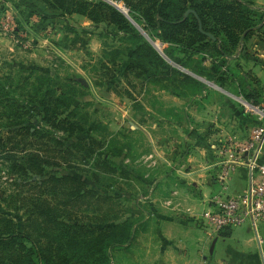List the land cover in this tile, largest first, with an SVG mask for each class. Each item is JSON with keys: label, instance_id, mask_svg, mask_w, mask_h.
Segmentation results:
<instances>
[{"label": "rangeland", "instance_id": "obj_1", "mask_svg": "<svg viewBox=\"0 0 264 264\" xmlns=\"http://www.w3.org/2000/svg\"><path fill=\"white\" fill-rule=\"evenodd\" d=\"M94 1L112 5L107 0ZM120 1L123 2L119 3L121 7L112 6L128 18L178 73L165 74L166 68L157 70L151 65H147L149 72L141 67L130 68L132 40L122 33L111 35L113 28L107 29L105 24L96 25L75 13L68 14L52 7L43 0H0V82L9 91V94L4 93L0 97V123L8 122L9 116L14 118L20 114L23 109L14 104L24 105L21 97L42 82H48L52 89L63 93L69 101L75 99L73 105H79V109L74 119L83 123V128L70 134L60 126L45 123L41 114L32 111L23 114L25 124L41 131L25 137L32 142L29 150L52 163H58L65 156L74 166L55 164L45 166L43 174L32 172L21 176L1 153L0 210L7 211L21 230L28 225L35 235L41 219H37L35 214L30 216L26 206L32 207L35 213L48 202L55 204L67 198L72 184L61 182L58 195H54L50 181L45 183L47 178L77 177L85 181V195L78 200L74 198L77 201L68 208L72 214L70 218L66 216L68 220L64 217L59 219L69 223L79 221L92 227L113 225L118 220L130 218L145 221L146 231H141L127 249L115 250L112 258L115 264H140L149 247L148 240L156 238V230H153L156 221L168 220L158 217L160 220L154 221L150 216L146 217L141 212V206L146 205L148 211L160 215L166 212L165 215L171 216L167 211L186 215L178 210L179 207L184 209V206L178 199L177 191L170 190L175 182L181 184L177 187L184 185L189 189L184 183L187 181L186 164L181 163V166L170 162L175 158L172 145L176 144L172 118L180 120L187 111L186 105L190 107L194 100L200 102L198 96L204 88L212 89L211 101L217 95L225 94L238 106L240 94L223 89L214 81L170 61L166 53L169 45L145 32L142 22L133 19L129 6ZM6 22L11 24L13 31L5 29ZM156 41L160 42L162 51ZM203 57L195 55V60L203 63ZM189 64L192 67L196 62ZM204 64L209 66L211 62L207 59ZM181 72L195 82L185 79ZM71 87L75 88V92L71 91ZM175 93L181 100L176 102L179 107L172 97ZM172 109H177L174 115L171 114ZM159 111H167L169 116V120H163L168 125L164 127V132L160 128H151L161 115ZM3 130L0 125V135ZM159 146L164 148L156 149ZM67 150L72 153L69 157ZM131 163L134 172L129 171ZM94 179H98L97 182ZM154 189L163 194L169 191L170 197H162L158 203L146 202L149 198L145 195H152ZM7 195L15 197L10 208L2 200ZM21 197H25L26 201ZM14 205L18 208H12ZM201 228V232L207 234L208 228L202 222Z\"/></svg>", "mask_w": 264, "mask_h": 264}, {"label": "trees", "instance_id": "obj_2", "mask_svg": "<svg viewBox=\"0 0 264 264\" xmlns=\"http://www.w3.org/2000/svg\"><path fill=\"white\" fill-rule=\"evenodd\" d=\"M43 1L68 14L86 16L96 25L105 24L107 29L112 27L111 35L125 34L133 42L130 48V68L141 67L143 71L149 72L147 65H151L157 70L166 68L165 74L178 73L128 18L107 2ZM123 1L129 6L133 19L142 22L145 32L169 45L166 53L170 61L195 71L224 89L242 94L255 104L259 103L261 91L256 87L259 80L251 72L244 71L239 53L251 56L248 45L254 38L264 42V6L258 7L255 0ZM200 54L204 56L203 63L195 60V55ZM207 59L211 62L209 66L204 64ZM189 60L196 62V65L191 67ZM181 73L188 81L195 82L186 73ZM71 91L75 92V88L71 87ZM4 93L9 94V91L0 82V97ZM25 94V97H21L24 105H14L26 112L22 110L14 118L9 116L8 122L0 123L4 128L0 135V154H5L11 161V168L21 176H28L32 172L43 174L47 166L55 164L74 166L65 156L58 163H52L39 153L29 150L32 142L25 137L41 131L25 124L23 114L30 111L41 114L45 123L60 126L72 134L83 128L82 121L74 119L79 109V105H73L75 99L69 101L63 93L52 89L48 82H42ZM2 117L5 118V114ZM66 153L68 157L72 155L70 150ZM94 180L97 182L98 179ZM49 181L54 195H58L57 189L61 187V182H70L72 186L68 188L66 199L55 204L48 202L35 213L32 207L25 205L30 216L35 214L37 219H41L36 226L37 234L33 235L28 225L21 230L7 211L0 210V264H115L112 260L114 251L127 249L141 231H146L145 221L131 218L102 227L60 220V217L67 220L71 217L68 208L85 195L86 184L70 175L52 176L45 183ZM14 198V195H7L2 200L10 208ZM20 199L26 201L25 197ZM12 208L17 209L18 206ZM231 231L232 228H226L219 234L227 236Z\"/></svg>", "mask_w": 264, "mask_h": 264}, {"label": "crops", "instance_id": "obj_3", "mask_svg": "<svg viewBox=\"0 0 264 264\" xmlns=\"http://www.w3.org/2000/svg\"><path fill=\"white\" fill-rule=\"evenodd\" d=\"M255 3L258 7L264 6V0H255ZM77 16L93 23L86 16ZM248 46L251 56L239 53L241 65L244 71L251 72L259 80L256 87L261 91V96L256 105L264 108V42L254 38ZM211 90L210 87L203 90L198 96L200 102L194 100L190 107L189 104L186 105L187 111L180 120L171 117L176 144L172 145L175 158L168 160L176 165L186 164L187 181L184 183L189 189L183 187L184 185L177 187L181 184L175 182L170 190L177 191L178 199L182 200L181 204L184 206V209L179 207L178 210L181 209L186 215L174 211H167L171 216L165 215L166 212L160 215L148 211L146 205L141 206V212L145 213L146 217L150 216L154 221L160 220L158 217L168 220L156 221L155 228L153 227V230H156V238L148 240L149 247L141 257L140 264H263L264 225L259 228L261 247L250 225L235 227L227 236L210 235L200 230L201 217L208 211L209 200L213 195L222 189L231 195L245 190L249 180L246 165L239 166L232 172L225 184L220 179V174L224 165L231 161V146L245 141L251 127L258 123L257 115L246 111L240 101L239 107L225 94L217 95L214 101H211ZM240 96L245 98L242 94ZM172 97L175 99V105L179 107L176 104L181 101L179 96L173 94ZM175 110L177 109H172V115ZM159 112L161 115L151 128H160V131L164 132V127L168 125L164 124L163 120L169 116L167 111ZM158 122L162 125H158ZM160 148L164 146L156 149ZM261 160L264 161V150ZM130 166L129 171L134 172L132 163ZM170 193L166 191V194H163L154 189L152 195H145V198H149L146 202H161L162 197H170Z\"/></svg>", "mask_w": 264, "mask_h": 264}, {"label": "built area", "instance_id": "obj_4", "mask_svg": "<svg viewBox=\"0 0 264 264\" xmlns=\"http://www.w3.org/2000/svg\"><path fill=\"white\" fill-rule=\"evenodd\" d=\"M107 1L118 7H121L119 3H123L120 0ZM10 26V23H4L6 30L13 31ZM238 99L246 111L257 115L258 123L251 127L245 141L231 146L232 158L222 168L220 179L225 184L232 172L239 166L246 165L249 180L245 190L239 194H227L222 189L213 195L209 200L208 211L201 217V222L206 225L207 233L210 235L219 234L226 228L250 225L261 247L259 228L264 225V161L261 160L264 150V108L242 96Z\"/></svg>", "mask_w": 264, "mask_h": 264}, {"label": "bare ground", "instance_id": "obj_5", "mask_svg": "<svg viewBox=\"0 0 264 264\" xmlns=\"http://www.w3.org/2000/svg\"><path fill=\"white\" fill-rule=\"evenodd\" d=\"M139 26V25H138ZM155 41H153V43H154ZM159 45H160V42L159 41H156ZM156 46V45H155ZM157 47V46H156ZM158 48V47H157ZM159 50H161L162 51V48H161V45H160V48H158Z\"/></svg>", "mask_w": 264, "mask_h": 264}, {"label": "water", "instance_id": "obj_6", "mask_svg": "<svg viewBox=\"0 0 264 264\" xmlns=\"http://www.w3.org/2000/svg\"><path fill=\"white\" fill-rule=\"evenodd\" d=\"M132 21H134V20H132ZM135 23V22H134ZM136 24V23H135Z\"/></svg>", "mask_w": 264, "mask_h": 264}]
</instances>
